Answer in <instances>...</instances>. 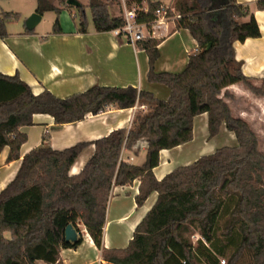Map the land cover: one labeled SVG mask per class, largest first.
I'll return each mask as SVG.
<instances>
[{
	"label": "trees",
	"instance_id": "1",
	"mask_svg": "<svg viewBox=\"0 0 264 264\" xmlns=\"http://www.w3.org/2000/svg\"><path fill=\"white\" fill-rule=\"evenodd\" d=\"M144 1L134 3L142 7ZM146 2L148 11L138 12L139 22L153 21L161 4L160 0ZM173 5L181 13L176 27L189 29L200 47L189 55L185 69L155 71L161 41L152 37L137 41L149 55L148 79L171 89L167 100L133 86L94 85L65 98L48 89L35 94L18 74L0 72V154L9 147L8 161L21 157L27 141L21 127L33 125L35 114H50L57 124H64L96 115L110 105H148L146 112L136 114L130 130L119 128L93 141L94 154L77 174L70 173L71 167L87 142L63 150L42 145L23 156L15 178L0 192V264H38L40 260L62 264L61 249L75 248L83 240L81 236L66 240L69 224L78 232L79 223L85 225L102 248L112 186L137 178L141 179L137 204L143 205L153 191L158 192L157 201L126 248H103L107 264H220V255L229 256L227 244L235 245V256L248 248L255 264H264V152L249 123L235 117L221 97L224 89L238 82L264 96V82L257 85L243 73L234 48L236 41L261 36L259 23L249 7L237 0H173ZM65 6L74 5L67 0H37L36 11L55 12L53 31L59 33V15ZM75 7L79 30L86 32L85 6ZM89 8L99 32L124 25L122 17L110 14L105 0H89ZM257 8L264 10V0L257 2ZM247 16V21L240 20ZM18 18L19 13L0 12V38L9 34L8 21ZM205 112L209 136H216L225 123L236 134L238 146L221 147L157 180L153 169L161 150L192 140L194 118ZM145 132L149 140L145 163L122 161L127 138ZM195 234L200 235L196 243Z\"/></svg>",
	"mask_w": 264,
	"mask_h": 264
},
{
	"label": "crops",
	"instance_id": "2",
	"mask_svg": "<svg viewBox=\"0 0 264 264\" xmlns=\"http://www.w3.org/2000/svg\"><path fill=\"white\" fill-rule=\"evenodd\" d=\"M258 1L237 0L238 3L248 6L257 19L261 36L236 41L234 48L236 59L242 62L243 73L254 78L257 85H262L264 10L257 8ZM56 4L60 5L58 1ZM142 7L148 8L146 0ZM36 8L37 0L36 3L29 4L25 11L0 7V12L19 13L18 19L9 20L7 23L8 36L0 38L1 73L18 74L31 86L35 94L48 89L61 98L84 92L94 85L133 86L151 92L159 99L167 100L170 97L171 89L167 85L148 79L149 55L137 42H131L124 34L116 35L113 30L97 31L93 19L88 20L87 31L81 32L79 19H76V15L73 16L75 9L71 6H65L59 15L61 32L56 33L53 28L39 30V25L46 14L52 11L41 15L40 21L30 29L26 25V20L37 12ZM248 19L249 16L240 20ZM151 37L161 41L158 46L160 55L154 64L157 72H181L188 63L189 55L200 51L199 44L190 30L178 29L176 22H169L166 28L157 30ZM221 97L229 104L235 117L249 123L259 138V150L264 152V96L253 93L244 83L238 82L224 89ZM146 109L147 104L140 102L131 108L110 105L96 115L89 114L82 120L64 124H57L50 114H35L33 125L21 127L27 134V141L21 147V157L8 161L9 147H5L0 154V192L15 178L23 156L42 145L63 150L79 142L89 143L71 167V174L79 173L94 154L93 141L119 128L130 130L136 114L146 112ZM148 144L147 132L139 137L127 138L121 160L143 165ZM238 144L236 134L229 130L225 123L221 125L216 136L210 137L209 115L207 112L201 113L194 118L192 140L161 150L159 164L153 169L154 175L157 180H162L177 167L192 164L221 147H235ZM140 185V178L129 184L113 185L103 228V247L99 248L95 244L84 225L82 235L77 231L78 237L81 236L83 239L82 242L75 248L61 249V263L107 264L102 255L103 248H126L133 238L137 225L158 198V192L153 191L143 205H138L136 196ZM38 264L46 263L40 260Z\"/></svg>",
	"mask_w": 264,
	"mask_h": 264
},
{
	"label": "built area",
	"instance_id": "3",
	"mask_svg": "<svg viewBox=\"0 0 264 264\" xmlns=\"http://www.w3.org/2000/svg\"><path fill=\"white\" fill-rule=\"evenodd\" d=\"M120 1L123 6L122 18L124 25L113 29V32L116 35H126L131 42L151 37L157 30L166 28L169 22H176L181 17V13L173 5V0H160L161 4L155 11L153 21L139 22L138 12L148 11V8L139 7L136 3H132L134 4L132 5L129 0Z\"/></svg>",
	"mask_w": 264,
	"mask_h": 264
},
{
	"label": "rangeland",
	"instance_id": "4",
	"mask_svg": "<svg viewBox=\"0 0 264 264\" xmlns=\"http://www.w3.org/2000/svg\"><path fill=\"white\" fill-rule=\"evenodd\" d=\"M81 4H88L87 6H85V11H86V15L89 21L92 20V13H91V9L89 8V0H78ZM108 3V7H109V12L112 16H118V17H122V13H123V8L121 6V2L120 0H105ZM135 0H129V2L132 4L134 3ZM32 3H36V0H0V7L1 6H5V8H18L21 10H27V7L29 6V4ZM68 5H71L68 3ZM134 5V4H132ZM73 6V5H72ZM73 8L75 9V13L73 14V16L76 15V19H79V13L77 8H75L73 6ZM55 18L57 17V14L54 12H49L46 14L45 19L43 20V22L39 25V30H51V28H53L55 19H51V18ZM70 17V14H69ZM22 25V24H20ZM19 27V25L17 26ZM16 27V28H17ZM21 27V26H20ZM148 110V105H147V109ZM141 113V112H140ZM144 113V112H142ZM79 227V233L82 235L83 234V230H84V225H82V223H79L78 225ZM8 237L10 236L9 233L6 234ZM200 238L199 234H195L192 236V240L194 241V243H196V241ZM226 245V244H225ZM228 247V251L227 254H229V256H221L219 257L220 259V264H255V261L253 259V254L252 251L248 248L244 249L242 251V253H240L239 255H234V248L235 245L234 244H227ZM233 258H235L233 260ZM231 259H232V263H231ZM223 260L225 261L223 263Z\"/></svg>",
	"mask_w": 264,
	"mask_h": 264
},
{
	"label": "water",
	"instance_id": "5",
	"mask_svg": "<svg viewBox=\"0 0 264 264\" xmlns=\"http://www.w3.org/2000/svg\"><path fill=\"white\" fill-rule=\"evenodd\" d=\"M67 2L71 5L74 6H79L81 3L78 0H67ZM41 19V14L38 12L33 13L27 20H26V25L28 28L32 29L35 27V25L40 21ZM65 238L66 240L69 241H74L78 238V232L77 230L73 227L72 224H69L66 227L65 230Z\"/></svg>",
	"mask_w": 264,
	"mask_h": 264
}]
</instances>
